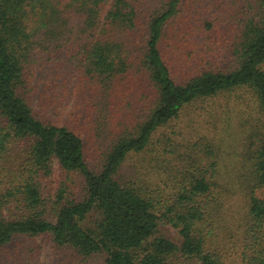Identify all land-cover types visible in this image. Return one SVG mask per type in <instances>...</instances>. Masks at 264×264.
<instances>
[{
    "label": "trees",
    "instance_id": "obj_1",
    "mask_svg": "<svg viewBox=\"0 0 264 264\" xmlns=\"http://www.w3.org/2000/svg\"><path fill=\"white\" fill-rule=\"evenodd\" d=\"M199 1L0 0V250L44 237L52 264H264V136L245 173L224 174L164 133L239 90L264 126V0H204L206 16ZM48 63L76 74V99L48 75L40 117L33 81ZM74 127L101 142L97 170ZM148 153L151 185L126 172ZM12 259L40 264L31 249Z\"/></svg>",
    "mask_w": 264,
    "mask_h": 264
},
{
    "label": "rangeland",
    "instance_id": "obj_2",
    "mask_svg": "<svg viewBox=\"0 0 264 264\" xmlns=\"http://www.w3.org/2000/svg\"><path fill=\"white\" fill-rule=\"evenodd\" d=\"M199 2L200 4L196 3L191 7L194 15L200 13V15L206 16L212 12L211 2L204 0ZM212 15H215V13H212ZM226 30L227 28L224 26H221L217 30L218 47L227 41L225 36ZM189 42V39H186V44ZM52 64H45L40 70H37L38 72L33 81V86L38 93L32 97V107L40 117L49 116L48 113L40 111L41 102H43L42 96L45 94V80L48 78V75H53L54 77L59 75L62 80L65 79L64 85L70 94L68 96L71 97L72 102L76 99V96L72 94L78 82L76 74H72L69 68L62 70ZM67 107L66 110H63L64 112H59V120H66L68 118L67 113H70L71 104L68 103ZM170 127H172L170 130L164 131L166 135L169 136L170 131L173 130L176 134H181V136L176 138L182 144L181 148H192L194 146L199 151V156H208L211 159L214 156L219 160L220 166L223 167L224 174L227 172L235 173L236 171L245 173L242 167L244 164H248L246 158L251 147L250 142L254 141V136L251 135L261 133L259 135L260 138L264 136V130L261 131L264 126L257 109V103L250 93L245 90L222 94L213 100L196 104L194 108L188 110V114L187 112L183 114ZM72 129H75L83 138L87 165L90 169L97 170L101 162V142L94 136L86 135L87 128L85 127L81 128V131L77 127ZM253 150L250 152H253ZM207 153L213 154V156L210 157ZM150 157L148 153L138 163L133 160L128 164L126 172L131 171V168L136 166L139 171L138 174H140L139 177L149 178L150 185L154 184L156 179L152 176V173L155 172V169L152 167L154 164L149 162L152 160L149 159ZM239 161L242 162L241 167H239ZM257 195L264 199V189L259 190ZM29 249L33 250V253H37V261L40 264H52L55 262L50 241L47 238L40 237L36 239L19 238L1 249L0 264L12 263V257L17 252L22 250L23 252L29 251ZM7 255L10 256V259H8Z\"/></svg>",
    "mask_w": 264,
    "mask_h": 264
}]
</instances>
